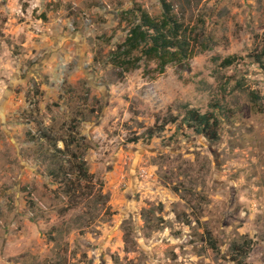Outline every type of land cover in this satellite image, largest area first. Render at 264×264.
Returning a JSON list of instances; mask_svg holds the SVG:
<instances>
[{
    "label": "rangeland",
    "instance_id": "374dc122",
    "mask_svg": "<svg viewBox=\"0 0 264 264\" xmlns=\"http://www.w3.org/2000/svg\"><path fill=\"white\" fill-rule=\"evenodd\" d=\"M174 1L212 47L123 74L160 0H0V264H264V0Z\"/></svg>",
    "mask_w": 264,
    "mask_h": 264
},
{
    "label": "trees",
    "instance_id": "16d2710c",
    "mask_svg": "<svg viewBox=\"0 0 264 264\" xmlns=\"http://www.w3.org/2000/svg\"><path fill=\"white\" fill-rule=\"evenodd\" d=\"M160 4L159 17H153L141 6H133L120 13V21L128 22V32L124 41L112 51L111 62L123 74L140 68L143 61H155L158 73H163L170 64L186 65L194 57L196 49L204 51L212 47L209 40H201L195 26L186 25L181 20L175 11L174 0H160ZM237 60V56H229L222 60L221 65L228 67ZM183 121L188 128L208 139L219 137V120L213 113L189 110Z\"/></svg>",
    "mask_w": 264,
    "mask_h": 264
}]
</instances>
